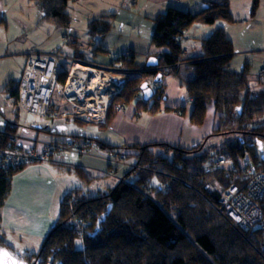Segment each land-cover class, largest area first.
Instances as JSON below:
<instances>
[{
  "label": "trees",
  "instance_id": "1",
  "mask_svg": "<svg viewBox=\"0 0 264 264\" xmlns=\"http://www.w3.org/2000/svg\"><path fill=\"white\" fill-rule=\"evenodd\" d=\"M80 1L36 0V4L44 19L70 27L73 19L68 10L79 6ZM257 2L254 0V7ZM113 15L116 14L92 16L88 31L92 35L95 32L105 35L113 27L114 21L109 20ZM207 18L233 21L229 0H214L197 10L170 4L165 11L152 16L149 51L157 57L155 67L146 65L148 55L138 62L134 49H124L107 62L97 61L96 51H111L101 43L103 40L91 48V56L79 50L66 55L70 60L114 67L129 75L112 98L107 123L118 105L132 103L146 76L155 78L158 74L161 79L152 98L133 102L136 114L171 109L162 104L167 97L166 78L173 76L185 86L192 105L190 120L203 123L206 108L211 106L218 115V123L200 143L188 147L165 142L120 147L97 138L69 134L70 139L89 140L88 144L110 153L125 147L127 159L136 166H129V171L114 186L96 194H86L79 187L67 190L54 225L37 251L26 256L29 264H264L261 231L235 228L216 208L220 189L241 182L247 168L255 167V153L264 154V70L253 73L249 62L240 70L232 68L234 46L222 37H201L200 52L189 55L184 44L187 29ZM67 42L73 46L80 43L76 35ZM33 50L37 49H27ZM19 82L10 79L2 88L13 105L17 102ZM15 117V121L7 120L5 129L15 128L19 121L16 112ZM37 128H26V134L40 135ZM220 134L233 137L215 150L205 147L208 138ZM155 146L163 151H156ZM221 158L226 162L213 169ZM64 167L82 178L88 177L81 166ZM22 168H0V221L12 177ZM131 175L133 179L128 180ZM209 182L217 183L218 190H206ZM3 248L17 255L0 227V251Z\"/></svg>",
  "mask_w": 264,
  "mask_h": 264
},
{
  "label": "crops",
  "instance_id": "2",
  "mask_svg": "<svg viewBox=\"0 0 264 264\" xmlns=\"http://www.w3.org/2000/svg\"><path fill=\"white\" fill-rule=\"evenodd\" d=\"M211 1L214 0H137L136 6L142 3L140 13L144 14L143 17H140L139 13V22L141 21V25L145 26L144 28L141 27L140 32H146L150 36L154 24L151 17L165 11L170 4L185 10H197ZM253 2L254 0H229L234 17L231 22L207 18L204 22L192 23L187 29V40L184 42L185 47H190L189 55L200 52L201 37H222L230 40L234 46V54L230 60L232 68L240 70L246 62H249L250 71L253 73H260L264 70V0H258L255 7ZM3 5V0H0V27L3 26L4 29L7 17ZM6 33L11 35L13 32L6 30ZM11 36L13 37V34ZM124 45L126 46L123 49H119L114 54L110 47L108 61L112 55L119 54L124 49H134L137 52L138 62H142L147 55L149 58L153 53L149 51L150 40L143 39L138 35L134 40L129 38V41L123 43ZM10 49L11 46L5 45L3 34H0V51L3 50L0 53L16 52L9 51ZM23 50L27 51V48L24 47L21 51ZM254 64H256L255 67ZM258 66H261L260 70L257 68ZM14 72L16 77V70ZM22 73L23 69L18 80H20ZM152 79L146 76L143 80L151 81ZM166 81L167 97L162 105L169 106L171 109L159 110L156 113L142 111L136 114V106L132 102L125 110L113 113L108 126L102 127L98 123L90 121L96 125L79 123L78 125L83 126L77 128L75 125H71L72 120H67L70 127L56 124L52 129H49L48 124H45L44 127L46 126L48 130L43 128V132L38 127L39 136L62 138L69 134L78 135L97 138L120 147L124 145V142L126 144L165 142L174 146L187 147L200 143L211 132L212 127L207 128L206 124L197 134L195 131L197 128L189 120L192 105L187 98L185 86L177 77L170 76L166 78ZM3 95L7 98L5 93ZM208 113H215L214 108L209 106ZM213 124L214 120L212 126ZM154 149H160V146H155ZM79 155L81 154L73 155V159L68 158L69 162H65L64 159L56 161L52 156L45 162L28 165L13 175L11 190L3 204L0 221L1 230L4 231L8 241L12 236V238L19 237L25 242L24 246L27 247H30L33 242L41 244L44 236L57 219L60 202L65 192L72 188L67 180L59 179L57 176L58 171L65 169L64 166H81L85 169L89 167L96 170L95 175L109 174L110 169L96 159L100 157L94 156L96 157L94 159L89 157L92 160H88L85 159L84 155H81L82 157ZM111 166L113 169L115 165ZM56 168L58 170H55ZM113 171L117 176L123 173H118L119 169L117 168ZM111 172L110 174H112ZM27 247L26 251H28Z\"/></svg>",
  "mask_w": 264,
  "mask_h": 264
},
{
  "label": "built area",
  "instance_id": "3",
  "mask_svg": "<svg viewBox=\"0 0 264 264\" xmlns=\"http://www.w3.org/2000/svg\"><path fill=\"white\" fill-rule=\"evenodd\" d=\"M185 50L189 51L190 48ZM24 53L27 56L26 63L18 86L17 102L14 105L19 121L13 130H0V135L3 136L0 138V168L26 167L45 162L52 156L63 153L98 156L110 164L136 166L135 163L127 159L126 153L123 151L125 147L113 153L99 154L92 152L93 144H88L89 141L86 140H73L65 136L61 140L39 135L29 136L25 131L30 126H40V128L44 126L45 117L43 118V116L49 110L48 103L52 97L53 88L56 90L54 92L64 97L61 117H69L67 120L79 118L106 124L112 98L123 88L129 75L117 71L114 67L71 58V65L67 70L68 75L65 81L60 79L62 68L58 60V57H64L63 54L44 50ZM76 71L80 73L85 71L86 73H83L84 77H81L82 74L76 76ZM96 80L97 82L91 85L92 87L87 88L91 94L85 90L82 91L85 95L83 100H76L75 94L67 92L72 81L80 86L82 81L95 82ZM151 85L152 88L157 87L158 81H153ZM77 86L76 89H79ZM139 98H142L140 91L133 95L132 102ZM51 102H53V98ZM129 104H120L117 110H125ZM41 129L43 132L44 129ZM254 157L255 167L247 168L241 182H233L224 189H220L219 204L216 208L235 228H246L248 231L257 228L261 231L264 247V154L256 152ZM225 162L224 158L219 159L213 169ZM205 189L218 190L217 183L209 182ZM262 252L264 253V251Z\"/></svg>",
  "mask_w": 264,
  "mask_h": 264
},
{
  "label": "rangeland",
  "instance_id": "4",
  "mask_svg": "<svg viewBox=\"0 0 264 264\" xmlns=\"http://www.w3.org/2000/svg\"><path fill=\"white\" fill-rule=\"evenodd\" d=\"M3 3V8L5 9L7 20L4 24L5 30L3 29V26L0 27V34H3V41L5 45L11 46V49L9 51L16 52H9L7 54H4V52L0 53V130L5 129L7 120L15 121L16 118L15 107L12 102L3 95L4 92L2 91V87L4 83L9 80V78H14V80L19 79L20 72L23 69L27 57L24 53V51L26 52V50L21 51L22 48L25 47L27 49L55 51L63 54L64 57H58V60L62 66V78L60 79L65 80L68 75L67 70L71 65V60L67 58L68 56L66 55H72L75 53V51L79 50L85 55L91 56V48H93V46L96 47L100 45L99 43L102 40L103 41L101 43L105 45L108 50H110L111 47L113 54L117 53L119 49H123L126 46H123V43L129 41V38H132L134 40L138 35L143 39H146L148 41L150 40V36H148L146 32H140L141 27H143L141 25V21L139 22V13L142 10V3H139L136 6V3H133L132 0H81L79 6H71L69 8L70 10H68L71 14V18L73 19V23L70 27H62L59 25L57 26L56 24L44 19L42 17L41 11L36 4V0H3ZM112 12L116 15L109 17V20H111V22L114 21L112 24L113 27L111 29V33L109 31L105 35H102V33L100 32H95L96 34L92 35L88 31V21L92 16L95 17L99 16L102 13L110 14ZM143 16L144 14L140 13V17ZM6 30L12 31L13 37L11 36L12 34H7ZM114 32L116 35L114 34ZM73 35L78 36V39L80 41L78 46H73L71 43L67 42V40L72 38ZM96 52H98V57L95 58L97 61H108V58L110 57V51ZM187 52H190V50ZM255 66L256 64H254V67ZM257 68L260 70L261 66H258ZM15 70L16 77L13 74ZM153 81H155L154 78L149 81V83L150 88L154 93L156 87L152 88L151 83ZM52 91V97H50V101L48 103L49 110L43 116V118L45 117L43 120V124H48L49 129H52V127H54L56 124H62L63 126L67 125L68 127H70V123L67 122V119L69 117H61L63 115L61 114V111L63 107L62 103L64 101V97L61 96V94L58 95V93L54 92L56 91L54 88ZM52 98L53 102H51ZM208 108L209 106L206 108V115L203 123L196 124L190 121L194 124L195 128H197L195 129L197 134L200 132L199 130L203 128L202 126H205L207 124V128H213L218 123V115L215 113L207 114ZM70 120L71 119H69V121ZM213 120L214 124L212 126ZM82 122L84 124L91 123L93 125H96L90 121L82 120L79 118L72 119L71 125H75L77 128H81L83 125L78 124ZM232 137L233 134H220L211 136L206 141L205 147L209 148L210 150H215L220 147L221 144ZM124 144L126 143L124 142ZM91 150L92 152L99 154L110 153L105 150L97 149L94 145L91 146ZM155 150L163 151V149ZM123 151L124 153H127V149H123ZM79 157L82 156L79 155ZM84 157L88 160H92L89 157H92L93 159L96 158L92 155H84ZM68 158L73 159L74 157L54 155V159H56V161L64 159L65 162H69ZM96 159H98L100 163H104L105 166L110 169V172L112 171V174L108 172L109 174L95 175L96 170H92V168L87 167L86 169H83L89 176L86 178H82L77 174V172L75 173L74 171H69V169H66L64 167L65 171H58L57 176L59 177V179L67 180L72 187L81 188L82 191L86 194H96L100 190H105L108 187L114 186L121 179V177H123L129 171L128 165L111 164L115 165L113 169H119L118 173L123 172L122 174L117 176V174L114 173L113 169H111L112 166L110 165V162L101 158ZM128 160L130 162H133L130 159ZM88 165L93 166L91 164ZM52 168L54 167L52 166ZM55 170H58V168H56ZM127 179H133V175L129 176ZM9 240L10 244L14 247L15 253L17 255H15L9 249L3 248V250L0 251V264H29L26 256L34 251H37L38 247H40L41 245L33 242L30 247L24 246L25 242L19 237L12 238V236H10ZM26 247L28 248V251H26Z\"/></svg>",
  "mask_w": 264,
  "mask_h": 264
},
{
  "label": "water",
  "instance_id": "5",
  "mask_svg": "<svg viewBox=\"0 0 264 264\" xmlns=\"http://www.w3.org/2000/svg\"><path fill=\"white\" fill-rule=\"evenodd\" d=\"M158 64V60H157V57L156 56H149L147 62H146V65L148 67H155L156 65ZM161 79V74H158L154 80L155 81H160ZM139 90L141 91L142 93V98L144 100H150L153 96V90L150 88V83L148 80H145L143 81L141 84H140V87H139Z\"/></svg>",
  "mask_w": 264,
  "mask_h": 264
},
{
  "label": "bare ground",
  "instance_id": "6",
  "mask_svg": "<svg viewBox=\"0 0 264 264\" xmlns=\"http://www.w3.org/2000/svg\"><path fill=\"white\" fill-rule=\"evenodd\" d=\"M83 73H86V72L84 71ZM83 73H80V72L76 71V76H79V75L82 74L81 77H84V74H83ZM78 82H79V81H78ZM96 82H97V80H96L95 82H93V81H90V82H88V81H82L81 85H80V86H77V85H76V82H75V81H72V82H71V87L68 88L67 92H68V93H73V94H75V98H76V100H78V99H79V100H80V99L83 100V97H84L85 95H83V92H82V91L85 90V91H87L88 93L91 94V92H90L89 90H87V88H88V87H92L91 85H93V84L96 83ZM41 85L43 86L44 83L42 82ZM76 86H77L79 89H76ZM78 91H79V92H78ZM66 105H67V104H66Z\"/></svg>",
  "mask_w": 264,
  "mask_h": 264
},
{
  "label": "clouds",
  "instance_id": "7",
  "mask_svg": "<svg viewBox=\"0 0 264 264\" xmlns=\"http://www.w3.org/2000/svg\"><path fill=\"white\" fill-rule=\"evenodd\" d=\"M139 91H140V90H139ZM140 92H141V91H140ZM142 99H143V98H142ZM38 127L40 128V126H38ZM41 128H47V127H46V126H45V127L43 126V127H41ZM91 142H93V141H91ZM126 145H127V144H126Z\"/></svg>",
  "mask_w": 264,
  "mask_h": 264
},
{
  "label": "snow or ice",
  "instance_id": "8",
  "mask_svg": "<svg viewBox=\"0 0 264 264\" xmlns=\"http://www.w3.org/2000/svg\"><path fill=\"white\" fill-rule=\"evenodd\" d=\"M79 243V242H78Z\"/></svg>",
  "mask_w": 264,
  "mask_h": 264
}]
</instances>
